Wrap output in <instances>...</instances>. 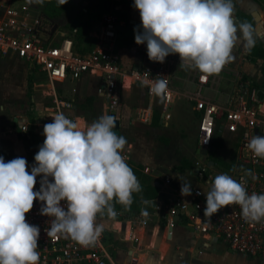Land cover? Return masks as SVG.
<instances>
[{
  "label": "clouds",
  "instance_id": "clouds-1",
  "mask_svg": "<svg viewBox=\"0 0 264 264\" xmlns=\"http://www.w3.org/2000/svg\"><path fill=\"white\" fill-rule=\"evenodd\" d=\"M27 2L42 6L45 0ZM65 3L67 0H57L60 6ZM133 7L141 19L134 28L135 42L146 44L149 60L164 63L168 55L178 54L179 67L198 70L201 80L219 74L234 60L238 44L246 49L255 45L253 26L234 19L233 0H134ZM167 84V80L157 79L150 91L163 97ZM116 126L112 115L103 114L82 126L78 119L61 112L44 125L45 139L30 171L25 158L5 162L0 156V264H39L40 228L26 220L36 200L42 202L40 214L53 218L47 236H63L82 246L94 244L104 230L98 216L115 218L113 202L130 208L133 194L142 187L121 155L127 140L114 131ZM246 147L254 157L264 159V136H253ZM243 175L252 176V172L246 169ZM38 176L39 189L34 190ZM180 190L182 196L191 195V183L181 182ZM203 192V215L208 219L237 204L245 222L264 220V193L249 194L228 173L216 175ZM141 215L148 216L146 208Z\"/></svg>",
  "mask_w": 264,
  "mask_h": 264
},
{
  "label": "built area",
  "instance_id": "built-area-1",
  "mask_svg": "<svg viewBox=\"0 0 264 264\" xmlns=\"http://www.w3.org/2000/svg\"><path fill=\"white\" fill-rule=\"evenodd\" d=\"M10 2L11 0H0V5L4 7L0 17V57L15 56L41 72L46 78L50 86V99L43 110L49 116L50 122L61 112L70 119H78V116L70 113L74 107L73 99L58 95L55 86L66 80H78L87 73L101 78L98 93L105 100V114L112 115L118 121L124 77L129 83L141 84V81H144L143 87L151 97L155 96L150 91L152 83L157 79L167 80V90L161 97L164 109L179 97L172 87L173 74L181 62L178 54L168 55L164 63L149 60V65L137 66L128 72L120 69L116 54L118 33L116 26L120 24L117 15L108 13L101 17L98 28L91 35L94 38V47L90 52L80 54L74 48V36L77 32L75 28L61 33V39L54 42V33H51L52 28H49L51 26L45 27L41 24L39 16H32L27 8L20 10L13 7ZM201 75L197 77V90L192 94L194 109L200 113V116L196 137V158L189 172H195L205 184L218 175L210 166L209 159L210 154L215 151L213 142L218 137L217 123L225 118L224 127L232 132L238 131L239 135L233 168L227 173L244 184L249 194L264 193V159L254 157L246 147L253 136H264V110L254 105L259 103L257 88L251 81L239 79L236 86L227 94L225 104L221 105L207 100L202 95L209 77L207 80H201ZM147 117L148 114L145 112L140 119L147 120ZM85 125L88 123L84 122L83 126ZM221 127L223 128V125ZM44 139L45 137L42 138L40 145L43 144ZM40 145L32 148L31 156L29 152V157L26 159L28 171L35 163L34 156ZM200 149H205L209 155L202 154ZM123 157L127 158L126 155ZM246 169L251 170L252 176L243 175V170ZM253 176L256 178L253 179ZM36 179L34 190L39 189L40 176ZM164 182L168 184L170 178L165 177ZM191 198L198 200L195 210L189 211L186 196H182L181 193H178L176 199L168 206L164 216L168 235L171 234L180 212H187L195 233L207 239L220 240L231 251L257 257L264 263V220L245 222L241 216V208L237 204L222 208L208 219L203 215L206 206L203 190L194 188ZM41 204L39 200L34 201L33 208L26 213L27 222L40 228L37 248L40 253L39 264H116L104 245L105 228L90 246H82L63 236L48 237L47 231L53 218L40 214ZM118 238L122 239V237ZM125 240L130 243L126 251L128 264H142L138 259L140 250L134 245L138 239L129 235Z\"/></svg>",
  "mask_w": 264,
  "mask_h": 264
},
{
  "label": "crops",
  "instance_id": "crops-1",
  "mask_svg": "<svg viewBox=\"0 0 264 264\" xmlns=\"http://www.w3.org/2000/svg\"><path fill=\"white\" fill-rule=\"evenodd\" d=\"M73 1L74 2L78 1V3H80L84 0H73ZM98 1L85 0L84 2V4H88L90 9L87 10L89 12L92 13L93 12L92 8H96L98 12L96 11L95 13H99V14H95L94 16L91 15L93 22H92L91 31L89 32L90 36L94 34V31L98 28L101 17L104 14H108L107 12H105L104 4L108 3L111 8H114V10L117 11L124 10L126 14L119 13L118 15L116 13H113L118 16L120 20L119 25L122 27V30H118L117 38H116V54L118 56V65L123 72H128L131 68L137 66L149 65V58L147 56L146 44L138 45L135 42V38H134L135 37L134 28L141 24L139 10L133 7L134 0H119V1L98 0ZM233 4H234L235 21L237 23L245 22V21L250 23L253 26V37L255 43L261 42L264 46V0H233ZM252 12H257L259 16V20H255L252 17L251 15ZM70 30L72 29L70 28L67 30H62L60 31V34L64 33V31L67 32ZM55 32L56 33L59 32L58 29L53 33ZM241 46H243V43L238 44L234 48L233 53L235 54V59L230 61L229 64L235 66L234 68L237 69L238 71L239 79L240 76H244L247 80L251 81L252 84L254 83L253 86L255 85V87L257 88L258 97H259V103H256L254 105H257V107L264 110V86H263L264 61L251 60L248 57V53H247L248 49H246L244 46L241 49ZM18 61L23 65L29 66L20 59H18ZM259 65L261 67H259ZM179 66L176 68V71L174 72L172 77V87L173 90L179 95V97L177 98L179 102L176 103L174 100V102L171 103L165 110L163 109L162 113L156 109L154 111L151 110V107L154 102L160 101L161 106H163L162 98L156 95L153 97L149 96L141 84L129 83L126 77H124L123 79V86L121 90L122 102L124 100V97L130 96L132 103H136L137 101L135 100L139 101V97H135V95L137 93L140 94V96H142L141 102H147L149 106V108L145 111L146 114H148L147 120H141V119L140 120L144 122L150 120L153 121L154 112L157 111L159 112L158 121L156 122V124H158L157 126L159 127L162 126L163 129L168 128L169 131L171 130V126L174 122H177L178 119H180L181 121V118L183 116L179 114V111L182 109L184 110L185 108L186 111L188 112L187 113L188 117L190 114L191 118L196 119V121L195 120L194 121L196 122L195 125L198 130L200 113L194 109V100L192 99V94L195 93L197 90V85H198L197 77L201 73L198 70H188L189 75L192 76V78L188 80L187 74L185 73L186 70L183 72V69H181ZM31 68L34 70L33 67ZM238 75H237V79H238ZM100 82H101L100 77L87 73V74H83L81 78H79L78 80H66L64 83L58 84L60 90L62 91L61 96H65L66 98L73 99L74 107L70 110L71 115H76L78 116V118H82L84 122L91 124V122H89L86 119V117L83 115L81 109L83 108V111L87 112L89 109L92 108L93 101H99L100 103H102V115L105 114V105H106L105 100L98 93V86ZM236 82L237 80H235L233 83H228L219 80L216 81L214 77L209 76V82L204 86L202 90V95L211 102L223 105L225 104L227 94L231 92L232 89L236 86ZM68 93L71 94L69 95ZM78 95L80 97L86 96L85 98L82 97L84 105L82 103L81 104L77 103L76 96ZM171 107L173 108V110H176V112H172L171 109H170L171 111L168 112V109ZM128 108L129 111L126 112V115L124 116V124H122V119H123V111H125L126 108L124 109V105L122 104L120 109V113H119L120 133L121 131H123L126 134L129 131H131L128 129L130 125V120L131 122L133 120L130 113L131 107L128 106ZM176 115H178L179 117ZM223 130H225L224 125H223ZM196 135H197V131H196ZM219 135L222 136V130L218 133V136ZM196 137L195 139L197 144ZM236 138L239 139V135H237ZM146 149H148L149 151L147 152ZM1 151L4 152L5 150L0 148V152ZM131 151L132 150H130L129 158H126L125 161L126 163L128 162V160L132 161L131 163L133 164L128 163V165L132 168L135 174L136 173L138 174V172L141 171V173L139 172L140 177H138L139 182L144 184L150 183L152 185H155L159 189V192L162 194V197L149 200L151 202L150 204L148 205L143 204L142 208H146V209L150 208L151 210L150 217H144L142 215H141L142 217H137L135 223L136 227L133 228L132 229L133 232L130 233V235H133L135 238L138 239L137 242H134V245L138 248V250H140L138 259L143 254L149 253L151 255V258L150 261L148 260L147 264H257L253 260H257L259 264H264L262 260L257 257H251L231 251L227 247V245L220 240L207 239L202 235L195 233L193 227L191 226V222L187 217L188 215L187 212H180L176 224L171 229V234L168 235V228L166 227V220L164 216L166 214V211L170 203H172V201L176 199V195L178 193H181L180 190L181 182H190L191 191L194 188H200L203 190V187L207 186V184L200 181V178L197 176L195 172L193 173L189 172V170L192 169L193 162L196 158V151H197L196 145L193 148L192 157L190 161H186V160L184 161V162H189V167H183L182 164H180L179 166L180 167L179 169L185 170V172H187L184 174V175L187 174L186 175L187 178L184 181H182V179L180 178V174L183 173L180 174L176 173V176L173 175L169 176L167 174L168 165L165 164V161H160L159 163L158 160H157L158 162L157 161L155 162V160L153 159L150 160L145 159V157L150 153V148L148 146H146L144 150H142L143 152H145V154L142 153L141 158L134 157ZM215 157H216V152H215ZM222 159L224 160V158ZM211 160L214 162L213 165H210L213 167V171L226 169L215 163L212 157L209 159V161ZM224 161L233 164L234 159L224 160ZM222 172H217V173L220 174ZM167 176H169V178L171 177L170 179H172L168 184L164 182V178ZM178 177L181 179V181L179 180ZM186 199L189 205V211L195 210V205L198 203V200L192 199L191 195L186 196ZM204 203L206 204V199L204 200ZM148 219L152 222V227L148 229V232L150 233L146 235L144 225L143 224L141 225V223L142 221ZM139 230L140 231L144 230L141 237H137V233ZM106 232L108 235V233L111 231L105 228V233ZM158 234H159V238H158ZM161 236L164 237L165 239L164 241L161 240ZM125 239L124 237H122L120 241L127 242ZM127 244H128L127 247L128 249L130 243L127 242ZM110 256L112 257L111 254ZM117 259L119 260L118 263L120 262V264H128L126 253L124 257L118 256V258L116 257L115 260L117 261Z\"/></svg>",
  "mask_w": 264,
  "mask_h": 264
},
{
  "label": "rangeland",
  "instance_id": "rangeland-1",
  "mask_svg": "<svg viewBox=\"0 0 264 264\" xmlns=\"http://www.w3.org/2000/svg\"><path fill=\"white\" fill-rule=\"evenodd\" d=\"M82 2L78 3V1L74 2L73 0H67V3L60 6L57 4V0H45V3L41 6L37 4H29L27 0H11L10 4L20 10L27 8L32 16H39L41 24L47 28L49 26H51L49 28H52V26L56 25V30L58 29L59 31L53 34L54 42H56L61 39L60 31L72 28V21L79 12L85 13L89 17H91V15L94 16L95 14H99L95 13L97 11L96 8H92V13L89 12L87 10L90 9L88 4H84L85 0ZM104 7L105 12L107 13L112 12L118 15L119 13L126 14L124 10H114V8H111L108 3L104 4ZM3 12L4 7L0 5V17ZM242 48L243 46H241V49ZM233 55L235 56L234 53ZM234 67L235 66L228 63L223 67L219 74H213L210 77H214L216 81L219 80L233 83L237 80L238 82V71ZM259 67L261 66L259 65ZM184 71L185 70H183V72ZM185 73L187 74L188 80H190L192 76L189 75L188 70H186ZM245 79L244 76H240V80ZM55 89L57 94L61 95L62 91L58 85L55 86ZM49 93L50 86L41 72L35 68L33 70L30 66L21 64L15 56L0 57V148L9 154H13L15 158L23 157L27 159L29 157V150L26 147V137L30 138L36 146L41 144L42 138L44 137L42 134L43 127L46 123L50 122L48 118L49 116L46 115L43 110L44 106L50 99ZM68 94L70 95L71 93ZM82 97L85 98L86 96ZM82 97L79 95L76 96V101L77 103H82L84 105ZM135 97H139L140 102L135 100L137 102L132 103L130 96L124 97L122 102L124 109L126 108L125 111H123L122 124H124V116L126 115V112L129 111L128 106L131 107L130 113L133 121L131 122L130 120L128 129L131 131L126 134L123 131L120 133V135L124 136L127 140L121 155H126L127 158H129L130 150H132L131 152L134 157L141 158L142 153L145 154L142 150L148 146L150 148V153L145 159H153L155 162L158 160L159 163L160 161H165V164L168 165L167 174L169 176H176V173H183L180 174V178L182 181L186 180L187 174H184L187 172L179 169V166L180 164H183L185 160L190 161L192 157L193 148L196 145L195 137L197 136V128L195 125L196 119L191 118L190 114L188 117V112L184 108V110L182 109L179 111V114L183 116L181 121L178 119L177 122H174L170 131L168 128L163 129L162 126H157L158 124H156L154 120L147 122L140 120V115L145 113L149 106L147 102H141L142 96H140V94L137 93ZM175 102L177 103L179 100L176 98ZM155 109L162 113L164 107L161 106L160 101L153 103L151 110L154 111ZM170 109L172 112H176L172 107L168 109V112L171 111ZM81 112H83L86 119L92 123L102 115V103L99 101H93L91 109L84 112L82 108ZM78 120L83 126L84 120L82 118H78ZM221 125L226 126L225 118L217 123V134L222 130V136L219 135L215 138V142L219 144V146L215 148L216 158L232 160L235 157L238 140L236 136L238 135V131L232 132L226 128L223 130ZM146 151L148 152L149 150L146 149ZM131 162V160H128L127 164H133ZM226 170L227 169H223L216 172L223 171L222 173H227ZM139 172L141 173V171ZM139 172L138 174H135L137 178L140 177ZM146 210L149 214L147 217H150V208ZM137 217H142L141 211L135 216L129 217L117 213L114 219L107 217V215L98 216L100 223L111 231L108 235L107 232L105 233L104 245L108 253L112 255L113 262L116 264H120V262L118 263V259L117 261L115 260L116 257H124L128 247L127 242L120 241L118 237L127 238L130 233L133 232L132 229L136 227L135 223ZM142 224L144 225L146 235L149 234L150 232H148V229L152 227V222L148 219L142 221L141 225ZM140 230L137 233V237H141L144 232V230ZM161 240L164 241V237L161 236ZM150 258L151 255L149 253L143 254L140 256L139 261L142 264H147L148 260L150 261ZM253 261L259 264L257 260Z\"/></svg>",
  "mask_w": 264,
  "mask_h": 264
},
{
  "label": "trees",
  "instance_id": "trees-1",
  "mask_svg": "<svg viewBox=\"0 0 264 264\" xmlns=\"http://www.w3.org/2000/svg\"><path fill=\"white\" fill-rule=\"evenodd\" d=\"M66 9V8H65ZM63 10V9H62ZM92 17H89L87 14L79 12L74 20L72 21V28L77 30L74 39V48L80 54L88 53L94 47V38L90 36V31L92 28ZM248 57L251 60H262L264 61V46L261 42H256L254 47L248 49ZM264 71V69H263ZM254 84V83H253ZM255 86V85H254ZM264 86V85H263ZM159 112L155 111L153 115V120L155 122L158 121ZM26 147L30 152V156L32 155V148L35 147L34 142L30 138L25 139ZM213 145L216 147L219 146L217 142H213ZM215 153H211L210 156L212 159L220 166L226 168L227 170H231L233 168L232 163H227L222 158H216ZM0 156H3L5 162L14 158V155L0 152ZM232 164V165H231ZM183 167H189V162H184ZM142 187V191L139 193L133 194V203L130 208L125 209L121 204L114 203L115 211L119 214H123L125 217L135 216L138 212L141 211L143 204L142 200H153L158 197H162V194L159 192V189L150 183H140Z\"/></svg>",
  "mask_w": 264,
  "mask_h": 264
},
{
  "label": "water",
  "instance_id": "water-1",
  "mask_svg": "<svg viewBox=\"0 0 264 264\" xmlns=\"http://www.w3.org/2000/svg\"><path fill=\"white\" fill-rule=\"evenodd\" d=\"M252 17L255 19V20H259V16H258V14H257V12H252ZM116 28L118 29V30H122V27L120 26V25H117L116 26ZM56 30V25H54L53 27H52V29H51V32L53 33L54 31ZM115 121H116V128L114 129V131H116L118 134L120 133V130H119V127H120V123H119V121L118 120H116L115 119ZM200 152L202 153V154H207L208 155V153L205 151V149H200ZM4 153H6L5 151H4ZM213 161L211 160L210 161V165H213ZM179 216H177V218H178Z\"/></svg>",
  "mask_w": 264,
  "mask_h": 264
}]
</instances>
